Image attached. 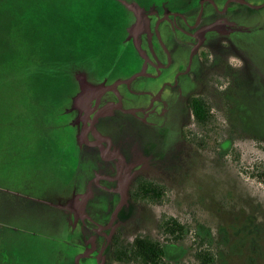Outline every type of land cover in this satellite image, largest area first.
I'll return each mask as SVG.
<instances>
[{
    "label": "rangeland",
    "instance_id": "rangeland-1",
    "mask_svg": "<svg viewBox=\"0 0 264 264\" xmlns=\"http://www.w3.org/2000/svg\"><path fill=\"white\" fill-rule=\"evenodd\" d=\"M116 1L12 0L0 6V256L6 255L0 264H75L67 260L77 248L79 221L73 204L86 202L87 211L102 214V224L116 209L113 204L102 210L111 195L93 200L84 196L89 178L84 174L96 163L76 157L81 149L70 137L69 115L38 127L34 123L37 111L43 122L48 116L44 110L54 104L65 107L75 72L110 65V58L125 51L127 7L137 9V3ZM251 5H238L228 24L203 36L206 47L213 39L216 48L210 50L208 64L196 61L182 78L176 121L148 125L117 112L96 125L98 132L109 135L113 148L138 166L127 172L126 193L142 176L170 190L161 205L136 204L129 198L110 231L102 264H118L112 256V238L118 232L129 242L140 235L164 242L159 232L164 217L177 219L187 231L177 246L180 260L173 264H200L194 257L199 247L211 251L216 264H245L250 218L253 227H264V1ZM160 32L168 34L169 25ZM123 71L131 69L115 72ZM76 79L81 84L76 105L87 107L97 88L81 76ZM191 96L206 97L214 106L224 130L219 141L232 143L228 154L183 141L182 130L194 126L187 106ZM84 153L98 157L93 149ZM232 233L236 240H230ZM94 234L85 231L84 239ZM222 236L231 244L228 255L216 245ZM101 247L97 245L95 254Z\"/></svg>",
    "mask_w": 264,
    "mask_h": 264
},
{
    "label": "flooded vegetation",
    "instance_id": "flooded-vegetation-1",
    "mask_svg": "<svg viewBox=\"0 0 264 264\" xmlns=\"http://www.w3.org/2000/svg\"><path fill=\"white\" fill-rule=\"evenodd\" d=\"M127 1L137 3L141 12L137 14L126 6L130 23L126 28L125 38L122 42L125 51L120 54L119 60L115 62L116 65L104 69L102 72L93 69L88 72V76L76 73L73 77V81L77 82L76 76H81L87 85L95 86L97 89L115 86L114 89L102 94H97L96 90L90 105L87 107L77 106L75 99L81 92V84L77 82V89L70 96L68 95L64 111L61 114L62 117L67 115L70 117L67 125L71 130L70 137L75 140V146L81 149L80 153L76 152V157L85 159L92 165L93 161L96 163L93 167L90 165L91 172L87 171L84 174L85 177L89 175L88 180L84 184L82 183L86 191L84 196L90 200L101 197V194L112 196L108 202L103 204V211L108 210L109 205L113 204L116 211L125 201V196H127L125 205L129 198L133 201L131 187L139 177L132 182L128 193H126L124 189L129 180L127 172L136 170L138 166L133 163V158L128 159L119 149L113 148L108 134L97 131L98 122L108 114L117 112L132 115L148 125L169 122L170 119L176 121L173 115L179 113L178 106L183 95L180 84L182 78L191 73L196 61L202 62L203 65L208 64L210 50L216 48L213 39L211 45L206 47L203 36L228 24L229 15L236 10L238 5L253 7L251 3L254 0H200L199 3L194 0ZM162 25H169L168 34L164 35L160 32ZM123 68H129L131 71L128 74H124V71L115 72L117 69ZM95 73L99 74L98 77L95 76ZM133 77H135L134 80L127 84ZM132 84H137L133 90ZM192 97L199 96H191L187 99L190 112L189 99ZM112 106H119L120 109H110L109 107ZM103 109L106 111L102 112ZM79 125L81 127L78 133ZM183 130L182 139L187 142L184 137L185 130ZM84 131H88L85 142L82 139ZM86 148L93 149L98 155V160L88 157L84 153ZM101 155L103 160L100 159ZM116 157L120 158L116 159ZM79 175L80 181L82 174ZM79 199L81 200L82 197ZM72 207L73 213L76 209L77 222L79 221L81 225H78V222L76 226L78 229L76 230L77 248L68 255L67 260L75 264L81 262L83 264H102L103 257L111 243L110 231L114 228L115 220L123 208L109 227L115 211L110 215L109 221L102 224L100 222L102 214L95 210L87 211L90 206H87L86 202L79 201ZM250 219V226L246 228V237H244L248 239V245L243 244L245 264H262V262L264 263V227H253L252 218ZM85 231L95 233V238L90 236L88 239H84ZM114 237L115 235L112 238V243ZM236 237L237 235L232 233L230 240H236ZM160 242L166 247V250L169 249L173 252L172 260L176 259L178 262L182 254L177 248L180 241L165 240ZM97 245H102V247L95 254ZM216 245L221 254L227 251V255L229 254L231 244L228 238L224 239L222 236ZM258 256L262 258L255 261L254 258ZM214 264L216 263L214 262Z\"/></svg>",
    "mask_w": 264,
    "mask_h": 264
},
{
    "label": "trees",
    "instance_id": "trees-1",
    "mask_svg": "<svg viewBox=\"0 0 264 264\" xmlns=\"http://www.w3.org/2000/svg\"><path fill=\"white\" fill-rule=\"evenodd\" d=\"M112 1L113 3L119 4L116 0ZM11 2L12 0H0V6L5 4L8 5V3ZM78 25V23L74 24L76 28ZM103 36L107 38V35ZM104 41L105 40L100 42L99 45ZM106 42H110V40H106ZM99 45L95 44L96 49H100ZM119 56L120 55H115L112 59L110 58L109 60L113 61L110 65L107 63V65H104L102 68H95L93 66V68L90 67L88 69L89 71L95 69L102 72L104 69L112 68L116 65L115 62L119 60ZM76 73H81L86 76L89 75L88 72L77 71L75 74ZM98 75L99 74H96L95 76L98 77ZM73 77L71 80H74ZM69 84L71 87L67 91V98L68 95L70 96L78 86L77 82L74 81H71ZM63 108H60V106L56 107V104H54L50 109L48 108L47 110H44L45 115L48 116L43 122L42 119L40 120V118L37 117V115H40L37 111L34 122L35 126L38 127L37 125L49 120L51 121L54 117L61 115L64 111ZM189 108L192 112L194 126L193 128L185 130L184 137L186 141L202 150L212 148L215 151H219L221 155L228 154L232 148V143L227 140H224L223 142L219 141V138H222V132H224V130L218 117H216L214 106L211 104L210 100L202 96L192 97L189 99ZM39 121L41 123H38ZM169 191L168 186L159 181L146 177H139L131 187V196L135 203L161 205L167 198ZM159 232L163 239L172 242H179L187 235L185 226L177 219L170 217H164L161 220ZM112 246L113 260L118 264H173V252L169 249L166 250V247H164L159 240L150 236L140 235L132 242H129L118 232L113 239ZM194 257L200 264H214L213 254L206 249L199 247L198 250H196Z\"/></svg>",
    "mask_w": 264,
    "mask_h": 264
},
{
    "label": "water",
    "instance_id": "water-1",
    "mask_svg": "<svg viewBox=\"0 0 264 264\" xmlns=\"http://www.w3.org/2000/svg\"><path fill=\"white\" fill-rule=\"evenodd\" d=\"M237 1H238V0H237ZM239 2H240V1H239ZM126 6H128V4H126ZM128 7H129L130 10L135 11L137 14H139V12H141V9H140V7L138 6V4H137V6H136L137 9H135V8H130V6H128ZM134 78H135V77H133L129 82H127V84H129L131 81H133ZM114 87H115V86H112V87H101V88L97 89V94H102V93H104V92H107V91L113 90ZM109 108H110V109H120L119 106H112V107H109ZM109 108H106V109H109ZM103 111H106V110L103 109L102 112H103ZM92 124H93V122L91 123V125H92ZM87 133H88V131H84V133H83V135H82V139L84 140V142H85V140H86ZM101 140H102V139H101ZM119 158H120V157H116V159H119ZM122 172H123V170H122ZM125 195H126V194H125ZM126 202H127V196H125V201H124V202H123V203L117 208V210L114 212V214H113V216H112V218H111V223H110L109 227L113 224V222H114V220L116 219L118 213H119L120 210L123 208V206L125 205ZM109 227H108V228H109Z\"/></svg>",
    "mask_w": 264,
    "mask_h": 264
},
{
    "label": "crops",
    "instance_id": "crops-1",
    "mask_svg": "<svg viewBox=\"0 0 264 264\" xmlns=\"http://www.w3.org/2000/svg\"><path fill=\"white\" fill-rule=\"evenodd\" d=\"M5 259H6V255L3 254L2 256H0V262H2V263H3L4 261L6 262ZM5 262H4V263H5ZM6 264H7V263H6Z\"/></svg>",
    "mask_w": 264,
    "mask_h": 264
}]
</instances>
